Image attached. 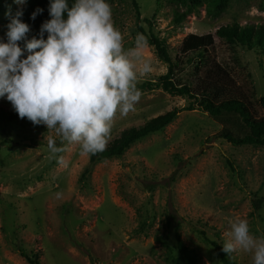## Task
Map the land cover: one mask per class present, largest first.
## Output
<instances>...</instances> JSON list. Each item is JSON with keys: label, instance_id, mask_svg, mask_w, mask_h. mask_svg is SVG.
<instances>
[{"label": "rangeland", "instance_id": "rangeland-1", "mask_svg": "<svg viewBox=\"0 0 264 264\" xmlns=\"http://www.w3.org/2000/svg\"><path fill=\"white\" fill-rule=\"evenodd\" d=\"M136 1L139 21L131 0H109L126 50L136 48V37L142 34L138 25L163 39L173 58L188 34L210 32L217 60L234 73L236 83H251L253 108L264 114L259 102L264 96V50L215 35L233 21L264 24L259 0H229L217 17L210 0ZM8 6L13 15L21 7L0 0L4 40ZM176 12L184 14L179 22ZM142 56L151 71L138 84L167 72L168 64L147 42ZM190 69L180 75L188 78ZM188 102L161 88L143 91L134 111L115 117L108 144L123 130ZM0 108L14 110L4 98ZM19 121L21 129L0 133V264H31L19 249L38 264H187L177 249L175 231L196 264H221L201 232L223 245L229 222L239 217L248 220L254 236H264V147L233 146L219 137L223 129L236 132L233 121L216 120L199 108L182 110L121 155L94 162L78 144L62 141L45 125ZM50 137L62 151L51 152ZM226 255L234 264H253L252 253Z\"/></svg>", "mask_w": 264, "mask_h": 264}, {"label": "clouds", "instance_id": "clouds-1", "mask_svg": "<svg viewBox=\"0 0 264 264\" xmlns=\"http://www.w3.org/2000/svg\"><path fill=\"white\" fill-rule=\"evenodd\" d=\"M13 3L26 6L28 0ZM43 11L37 7L30 19ZM47 11L50 18L29 39L23 8L13 15L8 6L6 40L0 39V98L20 118L43 124L62 141L78 144L83 154L95 155L106 150L117 114L134 111L141 99L139 78L151 71L142 56L146 39L138 34L136 48L125 49L109 0H49ZM48 147L52 153L63 150L51 137ZM229 223L222 251L230 257L249 252L253 264H264V236H254L247 219Z\"/></svg>", "mask_w": 264, "mask_h": 264}, {"label": "trees", "instance_id": "trees-1", "mask_svg": "<svg viewBox=\"0 0 264 264\" xmlns=\"http://www.w3.org/2000/svg\"><path fill=\"white\" fill-rule=\"evenodd\" d=\"M135 8L136 20H140L139 5L136 0H131ZM229 0H210L208 6L213 17L219 16L226 8ZM49 0H28L23 8L22 22L29 24L30 32L27 38L38 36L40 25L47 19ZM43 8L42 14L33 21L30 14L37 8ZM259 8L264 11V0H259ZM175 21L179 22L184 18L183 13H175ZM151 23L150 19H145ZM138 30L144 35L146 42L154 47L159 59L168 64L167 72L155 81H144L137 85L143 91L161 88L171 95L186 97L189 102L186 107L174 108L164 114L150 118L138 127L125 129L113 139L105 151L90 155L92 162L119 156L135 141L157 132L172 122L182 110H193L199 108L207 112L211 117L220 121H233L236 125V132L223 129L219 137L227 140L233 146L253 145L264 147V114L259 115L253 108L254 94L250 82L241 81L236 83L230 70L222 66L214 53L215 38L212 33L196 34L190 33L184 37L173 58L165 41L153 33H146L141 25ZM215 35L231 44H239L250 49L264 50V24L249 23L240 25L233 21L220 26ZM6 40V36H5ZM23 47V41L18 42ZM187 67H191L188 78L180 75ZM264 109V96L259 98ZM18 114L0 108V133L7 128L21 129L23 124L19 121ZM261 201L255 202L256 209L260 208ZM203 238L208 241L219 254L221 264H234L222 251V245L210 240L201 232ZM177 249L187 264H196V258L189 253L184 246L180 234L175 231ZM20 253L31 264H38L33 261L22 249Z\"/></svg>", "mask_w": 264, "mask_h": 264}]
</instances>
